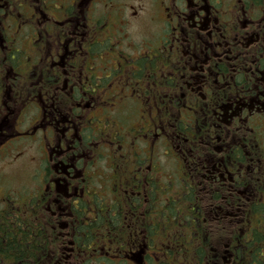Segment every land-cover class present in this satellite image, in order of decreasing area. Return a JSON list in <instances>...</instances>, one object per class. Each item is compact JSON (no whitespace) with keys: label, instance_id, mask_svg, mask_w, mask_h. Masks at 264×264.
Wrapping results in <instances>:
<instances>
[{"label":"flooded vegetation","instance_id":"af4514ba","mask_svg":"<svg viewBox=\"0 0 264 264\" xmlns=\"http://www.w3.org/2000/svg\"><path fill=\"white\" fill-rule=\"evenodd\" d=\"M0 264H264V0H0Z\"/></svg>","mask_w":264,"mask_h":264},{"label":"rangeland","instance_id":"374dc122","mask_svg":"<svg viewBox=\"0 0 264 264\" xmlns=\"http://www.w3.org/2000/svg\"><path fill=\"white\" fill-rule=\"evenodd\" d=\"M23 149H24L23 150V152H24V154H23L24 155V157H23L24 161H23V164H22L23 165L22 166V170H19V168H13L14 166L13 167H10V168H6V177L10 173V176L8 178V181L11 182L12 185L14 186V187L11 186L13 190L18 189L21 180H25V178H26L27 171H26L25 168L27 166H25V165L28 163L29 158L31 156V152H32V150H31V144H30L29 141H25L23 143Z\"/></svg>","mask_w":264,"mask_h":264}]
</instances>
